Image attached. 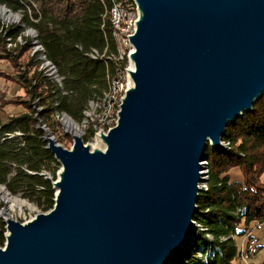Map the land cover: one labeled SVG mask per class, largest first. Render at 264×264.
<instances>
[{"label": "water", "instance_id": "obj_1", "mask_svg": "<svg viewBox=\"0 0 264 264\" xmlns=\"http://www.w3.org/2000/svg\"><path fill=\"white\" fill-rule=\"evenodd\" d=\"M136 2L133 85L106 148L77 133L66 148L39 121L54 205L6 219L0 264H174L191 239L207 146L264 93V0Z\"/></svg>", "mask_w": 264, "mask_h": 264}, {"label": "trees", "instance_id": "obj_2", "mask_svg": "<svg viewBox=\"0 0 264 264\" xmlns=\"http://www.w3.org/2000/svg\"><path fill=\"white\" fill-rule=\"evenodd\" d=\"M115 1L118 0H0L9 10L21 13L18 23L0 24V60L8 61L19 72L16 81L27 96L15 102L23 111L4 119L0 116V184L43 208L53 207V172L58 162L45 147L39 121L45 124L50 114L60 113L82 122L89 102L94 97L100 99L107 90V76L113 72L114 64L107 57L100 60L89 53L96 50L101 55L105 48L108 54L115 52L110 22ZM27 27H31L26 31L35 33L43 51L33 52L34 44L27 39L23 44L21 39L17 41ZM41 54L54 65L58 75H63L62 82L45 75L40 68ZM12 102L0 101V109ZM221 139L228 146H207V189L198 194L194 216L205 230L195 235L192 249L205 254L211 246L214 255L207 264H236L234 237L244 234L251 223L264 225V93L250 111L226 124ZM233 168L240 169L242 180H230L228 172ZM44 170L50 172L51 178L44 176ZM4 229L1 221L0 239ZM186 257L189 256L185 254ZM190 258L197 261L196 257Z\"/></svg>", "mask_w": 264, "mask_h": 264}, {"label": "rangeland", "instance_id": "obj_3", "mask_svg": "<svg viewBox=\"0 0 264 264\" xmlns=\"http://www.w3.org/2000/svg\"><path fill=\"white\" fill-rule=\"evenodd\" d=\"M119 1V0H118ZM116 2V1H115ZM3 4H0V7ZM2 8V7H1ZM8 8V7H7ZM6 10V8H5ZM12 17L9 19H4L3 17L0 16V24L5 26L8 24L12 23H18L21 20V13L19 11H12L10 9ZM28 28H25L23 31V34L20 38H17V41L24 43L23 40L27 39L30 42L33 41L34 35L32 34V31H26ZM113 35V34H112ZM115 46H116V41L114 40ZM34 47V45H33ZM124 47V46H123ZM125 48V47H124ZM106 50V48L104 49ZM34 51V50H33ZM107 51V50H106ZM36 52V51H35ZM108 52V51H107ZM22 62L24 61V56L20 59ZM113 62V61H112ZM128 63V59H127ZM114 64V62H113ZM0 71L4 73L3 76H0V101L6 103V101L13 100V102L10 104H6V106H3L2 109H0V116L2 119L6 118L9 114H15L20 111H23L22 106L16 105L15 102L19 101L20 99H25L27 96L24 92V90L19 86L18 82L16 81L18 77V71L15 70L11 64L6 61V60H0ZM94 99L98 100L97 98L94 97ZM93 99V100H94ZM88 106V105H87ZM86 106V108H88ZM87 110V109H86ZM85 110V111H86ZM90 114V115H89ZM98 111L95 106L92 108H89V110L86 113L87 120L81 121H75L74 124H70L67 122L64 118H61V114L55 113L50 114L45 122L47 128L50 130L51 134L53 135L54 139L61 144L62 146L66 148H70L72 146V134L77 133L80 135V137L83 140V143L87 145L88 147H92L93 143L95 141V137L92 136V134L89 133L88 130V122L92 120L93 116L95 115L96 118H100V116H97ZM57 115V116H56ZM84 126V127H83ZM75 130V132H74ZM73 132V133H72ZM226 140L222 139L223 146L227 145L225 142ZM228 146V145H227ZM206 161V160H205ZM207 162V161H206ZM203 163V162H202ZM205 168V167H204ZM60 164L58 163V166L54 168V179L53 182L58 179L59 173L60 172ZM205 169H203L204 171ZM208 170V168H207ZM45 177L51 178V174L48 171L42 172ZM230 173L232 178H239L242 180L241 176V171L239 168H233L231 171L228 172ZM262 180L264 182V174L262 175ZM208 180V174L206 181L200 183V187L202 188L204 183H207ZM56 191V189L54 188ZM1 196H4L7 200H4ZM54 198V197H53ZM54 205V203H53ZM51 208H43L40 206L35 200L29 199L27 197L22 196V194L19 193H11L9 192L6 187L3 184H0V222L2 221L5 225V221L8 218L15 219L19 222H27L34 218L37 214L39 213H46L50 210ZM5 229L3 232V238L0 239V247H4V242H6L5 239ZM195 233H198V228H196ZM197 240V239H196ZM183 250V248H182ZM181 250V251H182ZM187 259H190L191 264L194 263L195 259H191L190 256L183 258L182 261H187ZM207 262V261H206Z\"/></svg>", "mask_w": 264, "mask_h": 264}, {"label": "bare ground", "instance_id": "obj_4", "mask_svg": "<svg viewBox=\"0 0 264 264\" xmlns=\"http://www.w3.org/2000/svg\"><path fill=\"white\" fill-rule=\"evenodd\" d=\"M123 4L126 6H130V12L129 11H120V4ZM130 13L131 14V19H130ZM0 16L3 17L4 19H9L10 17H12L13 15H11V13L9 11H7V9L5 10L4 7H0ZM139 19V8L137 5L136 0H119L113 3V6L110 9V22L112 25V29H113V36H114V40L116 41V49H118L119 51V55L122 56V60H126L127 63V59H128V63H132L130 55L132 53V49H133V45L130 41V37L131 35H125L124 39H118V34L116 33V24H120L122 27H125V31L127 34H134L135 32V26L136 23ZM33 32V31H32ZM34 35L33 38H35V33H32ZM33 52H37V51H43L42 47L36 42V39H33ZM125 48H124V47ZM116 52V50H115ZM90 56L92 58H103V57H107L108 59H111L110 61L114 62V67H113V72H111L108 76H107V82H108V88H106L107 90L103 93L102 97L98 100H92L89 102L88 108L87 110L84 112V121L87 120V116L86 113L89 110V108H92L93 106H95L97 108L98 114L97 116H100V118H104V116H108V107L110 106V112H112V118H118V112L120 109V104L121 101L123 99V97L125 96L126 91L129 89V85H120V90L118 92V94L116 95V85H117V77H116V73H118L119 71V60H115L112 55H109L108 53H106V50H104V52L99 55V53L96 50H92L91 53H89ZM41 59H42V63L40 65V68L44 70V73L46 76H48L51 80L60 83L61 82V77L58 75L55 67L53 64H51L48 60L45 59L44 55L41 54L40 55ZM106 61V60H105ZM134 69V66H133ZM90 115V114H89ZM57 116V115H56ZM59 116V114H58ZM95 116V115H94ZM61 118H64L66 120L67 118V122H69L70 124H74V121L70 118H68V116H66L65 114H61ZM93 119V118H92ZM83 123V122H82ZM114 125H112L113 127ZM84 127V126H83ZM75 132V130H74ZM73 133V132H72ZM76 134V133H74ZM79 135V134H77ZM222 143V141H221ZM228 145V143H226ZM225 145V146H227ZM223 146V143L222 145ZM106 148V143L104 142V140L102 139L100 134H97L95 136V141L93 143V146L89 147L90 150H104ZM203 162V163H202ZM201 164H203L205 168L204 171L203 169H200V172L202 173V177L205 179L204 181H206L207 178V174H208V170H207V163L205 160L201 161ZM60 178V174L58 176V179ZM202 181V182H204ZM200 182V183H202ZM200 183L198 184L200 191L201 189L206 190L207 189V183H204L205 185H203V187H200ZM57 189V188H56ZM4 200H7L4 196H1ZM194 224H195V230L196 228H198V233L205 230V228H200L199 224H197V222L194 219ZM5 230H6V226H5ZM197 233V234H198ZM7 234V230L5 231L4 235ZM196 233L194 231V233H192L191 239H188V242L183 246V250L171 261V263L177 264V262L182 261L185 254L190 256V257H196L197 261H195L193 264H207V260L209 257L214 255V249L210 246L207 249V252L205 254H202L199 250H194L192 249V243L194 240ZM207 238L209 240H211V236L207 235ZM248 240H245V242L243 243L242 247L240 248V250H248Z\"/></svg>", "mask_w": 264, "mask_h": 264}, {"label": "built area", "instance_id": "obj_5", "mask_svg": "<svg viewBox=\"0 0 264 264\" xmlns=\"http://www.w3.org/2000/svg\"><path fill=\"white\" fill-rule=\"evenodd\" d=\"M120 11H129L130 12V6L124 5L123 2L120 4ZM130 13V19H131ZM136 30V26H135ZM116 33L118 34V39H124L125 35H133V34H127L125 31V27L121 26L120 24H116ZM134 51V48L132 49V52ZM109 55H112V57L115 60H119V71L116 73L117 77V85H116V95L118 94L120 90V85H129L131 87L133 85L132 78L130 76V71L133 70L132 63H126V60H122V56L119 55L118 49H116V52H110ZM103 59V58H101ZM100 59V60H101ZM61 77V82L63 81L64 77L63 75L59 74ZM117 122V118H112V112H110V106L108 107V116H104V118H96V116H93V119L88 122V130L90 131V134H92L93 137H95L97 134L101 133H107L108 129L112 127V125H115ZM19 134H21L19 132ZM237 212H239V209H237ZM244 240H248V250H240L238 251L236 261H239L242 264H248L249 260L258 252L259 246L257 245L256 240L250 236V230H246L244 232Z\"/></svg>", "mask_w": 264, "mask_h": 264}, {"label": "crops", "instance_id": "obj_6", "mask_svg": "<svg viewBox=\"0 0 264 264\" xmlns=\"http://www.w3.org/2000/svg\"><path fill=\"white\" fill-rule=\"evenodd\" d=\"M231 171V170H230ZM229 177L231 181H239L241 179L239 178H232L230 173H229ZM249 230H250V236H252L256 242L257 245L259 246V250L258 252L249 260L248 264H264V225H256L251 223L249 226ZM239 229H242V227H240ZM244 235H236L234 237V241L236 243L237 246V250L239 251V249L242 247L243 243L245 242L244 240ZM237 259H235V263L236 264H242L239 261H236Z\"/></svg>", "mask_w": 264, "mask_h": 264}]
</instances>
